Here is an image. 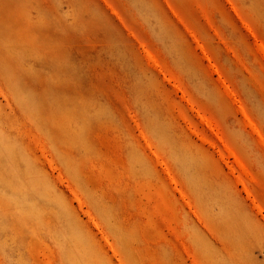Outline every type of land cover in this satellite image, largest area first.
<instances>
[{
  "label": "rangeland",
  "instance_id": "rangeland-1",
  "mask_svg": "<svg viewBox=\"0 0 264 264\" xmlns=\"http://www.w3.org/2000/svg\"><path fill=\"white\" fill-rule=\"evenodd\" d=\"M0 264H264V0H0Z\"/></svg>",
  "mask_w": 264,
  "mask_h": 264
}]
</instances>
